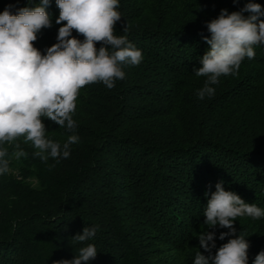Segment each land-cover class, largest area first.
Instances as JSON below:
<instances>
[{
	"label": "trees",
	"instance_id": "1",
	"mask_svg": "<svg viewBox=\"0 0 264 264\" xmlns=\"http://www.w3.org/2000/svg\"><path fill=\"white\" fill-rule=\"evenodd\" d=\"M249 2L264 9V0H119L116 35L143 59L122 65L125 78L113 89L101 82L80 90L73 131L43 120L61 145L79 136L67 159L42 161L31 142H15L27 156L0 175V264L71 261L87 244L97 249L87 264H194L197 251L209 255L198 239L205 231L215 232L211 255L244 236L253 264L264 251V217H238L235 235L220 240L230 230L208 228L203 214L221 182L264 209V44L220 77L212 97L198 98L207 78L194 73L210 49L207 23ZM9 5L16 14L40 0H0V13ZM46 11L52 26L34 42L42 55L63 26L55 0ZM84 227H97L96 236L74 242Z\"/></svg>",
	"mask_w": 264,
	"mask_h": 264
},
{
	"label": "clouds",
	"instance_id": "2",
	"mask_svg": "<svg viewBox=\"0 0 264 264\" xmlns=\"http://www.w3.org/2000/svg\"><path fill=\"white\" fill-rule=\"evenodd\" d=\"M59 8L56 24L57 43L47 48L46 55L34 46L38 33L52 26L46 11L50 0H40L35 7L20 8L12 14L11 5L0 13V145L14 144L9 156L7 148L0 147V175L10 172V159L19 160L27 153L18 139L31 142L34 156L42 161L50 157L67 159L71 145L79 136L69 135L62 145L47 137L43 120H48L73 131L76 121L73 113L77 107L80 90L90 84L103 83L113 89L117 80H123L122 65H139L142 52L127 40L116 35L115 26L121 20L119 0H55ZM234 3L237 0H233ZM247 12L245 17L242 13ZM264 9L259 3L249 2L240 11L228 13L222 9L218 18L207 23L210 38L205 37L210 49L201 58V67L194 70L197 77H206L204 86L197 91L199 99L215 94L213 85L222 76L234 75L242 61L255 57L254 46L264 44ZM127 31L126 27L124 29ZM73 31L83 40L72 35ZM101 46L96 47L97 44ZM208 228H227L219 239L235 235L234 222L238 217L259 219L264 209L246 203L238 194L226 191L217 183L203 214ZM97 227H84L82 234L73 237L83 244L94 238ZM200 246L208 252L197 251L194 264H248L249 243L244 236L228 239L215 255V232L205 231L199 236ZM97 249L93 244L79 248L71 261L55 264H87L95 259ZM253 264H264V251L258 253Z\"/></svg>",
	"mask_w": 264,
	"mask_h": 264
}]
</instances>
